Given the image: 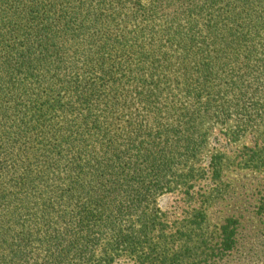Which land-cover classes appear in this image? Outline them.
<instances>
[{
	"label": "trees",
	"instance_id": "obj_1",
	"mask_svg": "<svg viewBox=\"0 0 264 264\" xmlns=\"http://www.w3.org/2000/svg\"><path fill=\"white\" fill-rule=\"evenodd\" d=\"M254 30L264 34V0H0V138L19 169L9 180L43 189L36 206L19 201L22 250L33 240L44 264H111L119 253L197 264L234 249L233 228L209 233L196 207L173 226L156 216L155 194L189 189L199 171L187 164L197 141L155 133L174 129L160 122L177 118L168 88L191 101L236 53L220 41ZM78 53L97 81L78 77Z\"/></svg>",
	"mask_w": 264,
	"mask_h": 264
},
{
	"label": "rangeland",
	"instance_id": "obj_2",
	"mask_svg": "<svg viewBox=\"0 0 264 264\" xmlns=\"http://www.w3.org/2000/svg\"><path fill=\"white\" fill-rule=\"evenodd\" d=\"M241 35L237 36V43L229 39L220 41L234 45L236 53H230L229 61L228 54L223 56L221 61L225 67L216 69L205 88L197 90L191 101H184L175 86L168 88L175 93L174 100L170 96L167 102L177 118H162L160 122L174 129L167 131L166 136L155 133L158 141H165L167 136L169 140L178 136L189 142L197 141V151L187 164L199 171L198 176L185 185L190 186L189 189L179 186L155 194L150 207L156 216H163L165 223L173 226L175 222L188 220L193 211L202 210L209 233L218 234L219 227L226 223L234 230V249L197 264H264V52L259 48L264 44V34L254 30L249 37ZM248 46L257 49L246 54ZM83 56L84 53H78L74 62L78 77L83 82L97 81L96 71L83 68ZM245 65L256 68L246 71L241 68ZM187 111L194 112L195 116L185 118ZM145 112L149 122L153 116ZM181 113L185 116L181 117ZM3 143L0 138V264H44L43 252L33 240L22 250L23 244L17 239L22 224L25 225L19 218L20 199L24 198L26 208L34 207L41 201L43 189L38 185L25 188L9 180L19 169ZM41 162L38 163L40 168L44 167ZM51 162L54 163L52 158ZM192 207H196L195 210ZM4 237L8 240L1 242ZM104 240L98 243L97 255L101 253ZM182 256L184 264L191 263L192 254ZM111 264L140 263L134 256L119 253Z\"/></svg>",
	"mask_w": 264,
	"mask_h": 264
}]
</instances>
